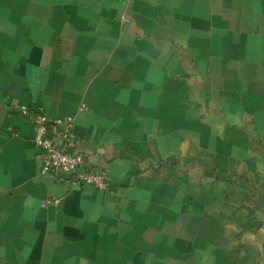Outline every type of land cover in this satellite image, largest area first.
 Returning a JSON list of instances; mask_svg holds the SVG:
<instances>
[{
	"label": "crops",
	"instance_id": "0c3cea01",
	"mask_svg": "<svg viewBox=\"0 0 264 264\" xmlns=\"http://www.w3.org/2000/svg\"><path fill=\"white\" fill-rule=\"evenodd\" d=\"M0 264H264V0H0Z\"/></svg>",
	"mask_w": 264,
	"mask_h": 264
},
{
	"label": "built area",
	"instance_id": "2783aa9c",
	"mask_svg": "<svg viewBox=\"0 0 264 264\" xmlns=\"http://www.w3.org/2000/svg\"><path fill=\"white\" fill-rule=\"evenodd\" d=\"M21 111L31 119L34 127L32 141L40 154L41 174L66 175L70 186L87 184L100 189L108 188L110 176L107 169L89 165L85 154L73 150V115L51 119L41 108L31 110L25 105Z\"/></svg>",
	"mask_w": 264,
	"mask_h": 264
}]
</instances>
